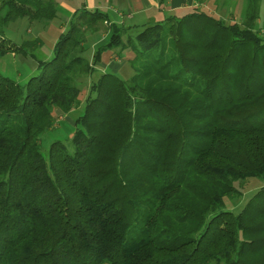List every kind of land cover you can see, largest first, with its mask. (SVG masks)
Here are the masks:
<instances>
[{"label": "trees", "instance_id": "1", "mask_svg": "<svg viewBox=\"0 0 264 264\" xmlns=\"http://www.w3.org/2000/svg\"><path fill=\"white\" fill-rule=\"evenodd\" d=\"M154 1L165 18L134 26L79 9L24 84L0 73V264H264V185L227 208L264 180L261 0L242 23L200 0ZM57 12L55 0H0V58L41 45L13 44L12 22ZM106 54L131 74L99 71ZM85 81L70 150L58 140L45 155L42 136Z\"/></svg>", "mask_w": 264, "mask_h": 264}, {"label": "rangeland", "instance_id": "2", "mask_svg": "<svg viewBox=\"0 0 264 264\" xmlns=\"http://www.w3.org/2000/svg\"><path fill=\"white\" fill-rule=\"evenodd\" d=\"M199 0H196V2ZM204 2L201 8L227 23H242L245 20L248 10L247 0H200ZM57 4L58 16L50 22L43 24L36 21H29L27 18L19 19L12 22L7 28V36L12 40L13 44L21 47L23 43L39 40L41 45H27L25 52L8 54L0 58V73L6 75L17 82L24 84L32 73L37 69V63L32 55L38 57L50 58L53 54L54 45L59 35L68 29V20L72 13L87 7L89 9H100L109 15L114 21H123L126 25H142L151 20H162L166 16V12L160 11L154 6L150 9L145 8V4L139 0H128L127 7L124 5L125 0H55ZM195 2V4H196ZM194 4V5H195ZM122 12L120 15L119 12ZM119 13V15H118ZM106 24L102 25L103 32L90 35L87 41V55L91 57L95 51V47L105 42L107 32ZM256 29L264 34V0H261L258 12V20ZM39 43V44H40ZM104 61L98 66L99 71L111 70L125 77L131 72L120 58L114 54H106ZM122 72V73H121ZM99 72L88 78V81L96 80ZM88 81L82 82V93L80 97V105L68 114H63L60 110L56 111L58 126L47 131L41 138L42 151L46 155L50 145L55 141H62L70 150V131L74 127V121L77 117L84 113L85 101L88 96ZM264 185L263 179H251L247 187L243 191V195L234 200L228 201V210L239 213L248 199L252 196L256 188Z\"/></svg>", "mask_w": 264, "mask_h": 264}, {"label": "crops", "instance_id": "3", "mask_svg": "<svg viewBox=\"0 0 264 264\" xmlns=\"http://www.w3.org/2000/svg\"><path fill=\"white\" fill-rule=\"evenodd\" d=\"M141 3L145 4V8H152L153 6L155 8H157V2L154 0H139ZM118 2V0H117ZM196 2V0H169L168 1V7L169 10H177V9H181L183 7H189L194 5ZM128 4V0H125L124 5L126 6V8L128 9L129 7H127ZM119 12V11H118ZM120 15L122 14V12H119ZM118 13V15H119Z\"/></svg>", "mask_w": 264, "mask_h": 264}]
</instances>
